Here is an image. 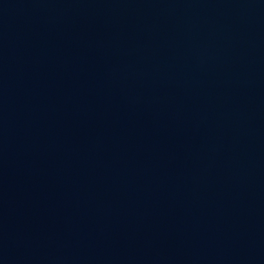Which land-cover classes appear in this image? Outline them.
Masks as SVG:
<instances>
[{"label":"water","instance_id":"water-1","mask_svg":"<svg viewBox=\"0 0 264 264\" xmlns=\"http://www.w3.org/2000/svg\"><path fill=\"white\" fill-rule=\"evenodd\" d=\"M0 264H264V0H0Z\"/></svg>","mask_w":264,"mask_h":264}]
</instances>
